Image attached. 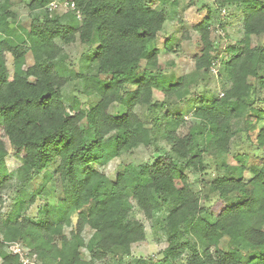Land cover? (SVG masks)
Returning <instances> with one entry per match:
<instances>
[{
    "label": "trees",
    "instance_id": "16d2710c",
    "mask_svg": "<svg viewBox=\"0 0 264 264\" xmlns=\"http://www.w3.org/2000/svg\"><path fill=\"white\" fill-rule=\"evenodd\" d=\"M52 1L22 0L25 26L13 0H0V264H23L12 244L39 264H124L147 240L136 209L147 220L163 215L167 247L158 261L131 264H264V156L231 153L241 132L264 152V0H211L216 13L238 7L243 15V37L224 59L212 31L225 26L213 25L210 9L191 27L178 21L181 39L166 40L162 53L166 7L176 0H59L73 3L80 18L50 13ZM191 30L201 48L192 70L167 77L161 54L177 53ZM77 42L96 52L95 73L75 75L97 99L88 107L77 98L66 105L72 78L58 68ZM219 63L229 87L187 121L181 107L197 101L193 86ZM161 141L169 151L153 165L124 160L141 147L162 152ZM10 156L19 159L13 171ZM213 158L218 177L195 193L186 172L208 174ZM117 160L124 166L110 177L106 168ZM12 187L17 196L3 213L2 195Z\"/></svg>",
    "mask_w": 264,
    "mask_h": 264
},
{
    "label": "rangeland",
    "instance_id": "374dc122",
    "mask_svg": "<svg viewBox=\"0 0 264 264\" xmlns=\"http://www.w3.org/2000/svg\"><path fill=\"white\" fill-rule=\"evenodd\" d=\"M177 6H172L171 4L166 7V11L169 15V20L165 24L163 31L160 33V38L158 41V45L162 53H165L163 44L166 40L170 41L171 45L176 46L181 39L182 32L184 27L178 25V21H183L185 27H191L194 23H200L204 17H206L209 13V9L213 11V25L216 27L220 22L224 23V29H218L212 31V41L216 44L218 48L219 57L222 59L225 58V52L232 46H234L238 41H240L243 37V15L242 11L238 7L233 8H225L226 13L223 11L216 13V5L211 2V0H206L201 3H195L196 6H192V0H176ZM16 5L17 10L19 11L22 17H25L23 23L25 26L30 25V19L28 18V11L22 3V0H13ZM194 4V3H193ZM192 6V7H191ZM37 16V14H34ZM219 21H218V20ZM172 20V22H170ZM219 22V23H218ZM183 28V29H182ZM190 39H187L181 43V48L177 53L174 54H161L159 59L160 66L165 70L167 77L171 75L178 74H186L189 73L193 68V57L200 53V45L197 42L196 34L191 30ZM259 39H255L257 42ZM264 41V40H263ZM65 56L63 61L59 62L58 68L59 71L66 76H70L71 82L63 89L64 99L67 106H70L74 100L77 98L81 101L85 107L88 105H94L96 102V98H88L83 93V82L81 79L75 78L76 74L83 75H92L96 71V64L94 62L95 59V51H91V49H87V47H83L79 42L65 47ZM28 63L32 64L31 56L28 57ZM8 67L10 72L12 73V58L8 57ZM225 71V72H224ZM226 69H224L223 65L220 63L214 67L212 74H210L206 79H200L198 83H195L192 90L193 93L198 91L199 98L197 101L189 105L186 103L181 107V110L184 113V117L187 121H190L192 115L194 113L195 107L200 106L202 104H209L217 97L222 96L223 89L229 87V81L226 77ZM155 98L157 100H162L163 96L161 93L156 92ZM117 109V108H116ZM115 108L112 109L111 112L117 113ZM146 109L144 108H136V111L141 119L146 122H150V116L146 113ZM247 134L241 132L232 142L231 145V153L234 156L237 155H250L262 157L264 156V152L257 150L255 142V137H250V142L246 138ZM160 147L163 149L162 152L145 149L141 147L135 150L133 153L127 154L124 156V160L126 162H131L134 165H140L143 163H148L153 165L158 157L163 155L164 153L169 151L168 145L161 141ZM208 174L200 177L193 173L186 172L192 183V188L195 193H201L202 189V180L209 182L218 177L217 165L215 159L208 160ZM19 165V159L14 156H10L7 159V167L10 171H13ZM123 162L121 160H117L112 162L107 168L106 173L110 177H115L117 172L123 168ZM51 172H55V168L51 169ZM240 177V176H239ZM54 186V185H53ZM52 187V186H51ZM17 189L14 187L5 191L2 195L4 201V207H2V212H6L9 209V206L12 203V200L17 196ZM54 197H52L53 199ZM51 199V200H52ZM218 201V198L213 199V203L215 204ZM37 203L36 206L32 207L29 210L30 216H36L37 214ZM134 217L140 221H142L146 226L147 231V240L146 242L134 245L132 256L124 260V264L136 263L140 259L149 260L154 259L158 261L161 256L159 255L167 247L166 239L164 237L163 232V224L161 219L163 215H160L157 220H147L137 209L134 212ZM86 236H89L86 233ZM110 264H117L116 262H111Z\"/></svg>",
    "mask_w": 264,
    "mask_h": 264
},
{
    "label": "built area",
    "instance_id": "2783aa9c",
    "mask_svg": "<svg viewBox=\"0 0 264 264\" xmlns=\"http://www.w3.org/2000/svg\"><path fill=\"white\" fill-rule=\"evenodd\" d=\"M50 13L58 12L59 9L70 10L75 12L77 17L80 18V12L76 10V7L73 3L67 1L61 2L59 0H53L47 7ZM223 13H226V10H223ZM10 250L14 255H18L23 264H39L36 258V255L30 256L28 252L19 244H12Z\"/></svg>",
    "mask_w": 264,
    "mask_h": 264
},
{
    "label": "clouds",
    "instance_id": "9594fccd",
    "mask_svg": "<svg viewBox=\"0 0 264 264\" xmlns=\"http://www.w3.org/2000/svg\"><path fill=\"white\" fill-rule=\"evenodd\" d=\"M69 114H71V113H69Z\"/></svg>",
    "mask_w": 264,
    "mask_h": 264
}]
</instances>
